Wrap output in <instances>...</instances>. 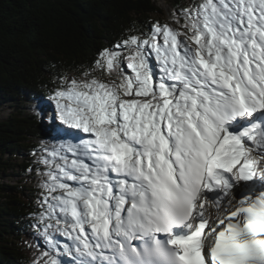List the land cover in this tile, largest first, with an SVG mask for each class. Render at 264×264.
<instances>
[{"label": "snow or ice", "instance_id": "6c2138e0", "mask_svg": "<svg viewBox=\"0 0 264 264\" xmlns=\"http://www.w3.org/2000/svg\"><path fill=\"white\" fill-rule=\"evenodd\" d=\"M182 28L130 35L95 62L115 79L53 97L88 138L44 160L40 221L79 264H264V0H200Z\"/></svg>", "mask_w": 264, "mask_h": 264}, {"label": "trees", "instance_id": "16d2710c", "mask_svg": "<svg viewBox=\"0 0 264 264\" xmlns=\"http://www.w3.org/2000/svg\"><path fill=\"white\" fill-rule=\"evenodd\" d=\"M164 1L181 11L199 4ZM160 14L158 0H0V107L14 106L10 117L0 120V264L26 263L17 240L40 218L37 197L26 196L36 190L2 183L9 161L50 150L56 130L46 129L27 105L50 100L74 75L116 78L94 71L99 54L119 50L115 46L130 35L149 34L153 16ZM40 162L32 157L21 168L27 175L45 172Z\"/></svg>", "mask_w": 264, "mask_h": 264}, {"label": "rangeland", "instance_id": "374dc122", "mask_svg": "<svg viewBox=\"0 0 264 264\" xmlns=\"http://www.w3.org/2000/svg\"><path fill=\"white\" fill-rule=\"evenodd\" d=\"M198 2L200 3V0H198ZM158 5L162 10V14L153 16V19L156 21L154 25L159 23L162 26L167 25L172 29L185 31V29L182 28V25L184 24V11L177 9L174 4L166 2L164 0H158ZM180 39H184V37L181 36ZM124 55L126 56L127 53ZM151 63L154 70H156L158 66L154 58L151 60ZM122 66L124 67V71L126 73L131 74V70L127 69L126 65H122ZM92 78H97L107 83H110L113 79H115L113 77L103 78L101 76H95ZM73 79H76L77 81H83L85 79H91V78L78 77L74 75L68 79L67 86L71 83ZM53 97L50 100H40L38 102L29 103V105H27L28 113L32 115H36L38 117L39 122L43 124L46 127V129H48L49 126H53L56 129L55 132L51 134L52 141L50 144L52 148L47 151L43 150L42 152L36 154L35 156L24 155V154L19 156H13L9 161L10 168L9 171L7 172V176L2 178V183L9 185H14V184L16 185L21 183L22 185L29 186L28 187L29 190H34V191L36 190L37 192H34V194L33 193L31 194L29 193V191H26V196H29V199H32V196L37 197V199L35 200L36 203L35 205L39 206L40 215L41 213L45 212V209L47 207V205H44L42 203L45 196L47 195L44 185L45 182L48 180L49 171L54 170L51 165H46L44 163V160L45 159L51 160L49 153L53 149H56L58 151L64 149L67 151L70 140H72L74 137H77V135L81 134L80 137H83L84 139L88 138V134H84L80 130L69 128V126L63 124V122L59 119V112L57 110L56 100L53 99ZM41 103L42 106H40ZM44 104L47 106V108L49 107V111H48L49 113L45 115H43V113L41 112V108L43 107ZM13 111H14V106L11 105L0 107V120L3 121L7 120ZM32 157L37 160H42L40 164L43 165L44 170H46L45 172L38 171L33 173V175L30 174L27 175L23 172V169L21 168L22 162L23 161L26 162ZM68 157L70 159L74 158L71 152H68ZM34 163L36 164L37 162ZM44 230H45L44 224L41 223L40 218L38 220L36 219L33 224V228H30L29 230L27 229V231L23 232L22 235L17 240L19 250L27 259L26 263L23 264H49V262H44L45 260H43V255L47 254L49 250L48 248L49 246L46 243H43L45 242L43 240L46 239L47 241H52V237L49 233L43 236L42 232ZM67 239H68L67 237L61 236L59 233L57 235L58 246L64 247L65 246L64 244H66ZM70 245H72L71 239H70ZM60 247L56 248L55 246L56 251L53 257L57 258L62 262L67 259L70 262L74 263L75 262L74 258L76 257L74 256L75 254L74 253L69 254L68 251L61 250Z\"/></svg>", "mask_w": 264, "mask_h": 264}, {"label": "bare ground", "instance_id": "6f19581e", "mask_svg": "<svg viewBox=\"0 0 264 264\" xmlns=\"http://www.w3.org/2000/svg\"><path fill=\"white\" fill-rule=\"evenodd\" d=\"M154 69V68H153ZM40 106H42V103L40 104ZM41 108V107H40ZM40 111V110H39ZM49 107L47 108V106L44 104L43 105V107L41 108V112L43 113V115H45V114H48L49 112ZM70 128V127H69ZM68 131H70V130H68ZM66 132V131H65ZM75 135H77V134H75ZM81 136V134L80 135H77V137H74L72 140H70V142H69V145H73V144H75V143H78L79 142V139L81 138L80 137ZM61 151H63V153L65 154V155H67L68 156V152L66 151V150H64V149H61ZM69 158V157H68ZM70 159V158H69ZM205 209H206V212L207 213H215V208L211 205V204H205ZM47 233H49L50 235H51V237H55V241H56V243H55V245L52 243V241H47L46 239H44L43 241H45V242H43V243H46L49 247V250H48V252H47V254H44L43 255V260H45L44 262H49L50 261V259L53 257V255H55V251H56V248L58 247H60V246H58V240H57V235L59 234L58 232H55L54 230H52L51 228L50 229H48L47 230V232L44 230L43 232H42V235L44 236V235H46ZM34 241H36V240H34ZM66 244L70 247V248H73V246L72 245H70V239L68 238L67 239V241H66ZM66 244H64V245H66ZM60 245V244H59ZM55 246H56V248H55ZM61 247H63V246H61ZM60 247V249L61 250H65V246L63 247V248H61ZM73 253L75 254V252H74V248H73ZM74 256H76L75 258H74V260H75V262L73 263V262H70L69 260H65V261H63V264H79V260H78V256L75 254Z\"/></svg>", "mask_w": 264, "mask_h": 264}]
</instances>
